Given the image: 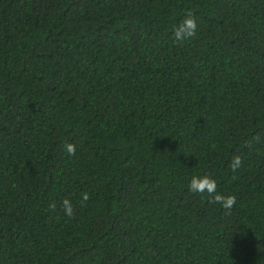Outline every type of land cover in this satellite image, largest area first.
<instances>
[{
	"label": "trees",
	"instance_id": "obj_1",
	"mask_svg": "<svg viewBox=\"0 0 264 264\" xmlns=\"http://www.w3.org/2000/svg\"><path fill=\"white\" fill-rule=\"evenodd\" d=\"M0 264H264V0H0Z\"/></svg>",
	"mask_w": 264,
	"mask_h": 264
},
{
	"label": "clouds",
	"instance_id": "obj_2",
	"mask_svg": "<svg viewBox=\"0 0 264 264\" xmlns=\"http://www.w3.org/2000/svg\"><path fill=\"white\" fill-rule=\"evenodd\" d=\"M198 23L195 16L189 12L185 15L183 21L173 29V39L177 43H184L185 41L193 38L197 34ZM65 151L74 155L76 152V146L73 143H67L65 145ZM243 165V158L240 155H235L231 161V170L236 172ZM189 191L193 193H207L211 197V203L220 204L225 210L226 215L231 214V210L236 204L237 198L235 195H222L217 192V182L210 175L193 176L190 184ZM88 194L85 193L82 197V203L87 201ZM65 215L72 217L74 215V209L72 202L65 198L62 202ZM51 208H55V203L50 205Z\"/></svg>",
	"mask_w": 264,
	"mask_h": 264
}]
</instances>
